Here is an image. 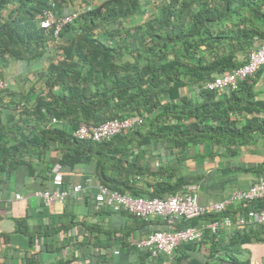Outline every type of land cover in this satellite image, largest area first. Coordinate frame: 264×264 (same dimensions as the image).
<instances>
[{
	"label": "trees",
	"instance_id": "1",
	"mask_svg": "<svg viewBox=\"0 0 264 264\" xmlns=\"http://www.w3.org/2000/svg\"><path fill=\"white\" fill-rule=\"evenodd\" d=\"M70 5L78 14L56 34L54 24L40 26L45 10L60 13ZM262 42L264 0H0V67L9 58L51 55L39 73L41 85L31 89L32 104L0 91V110L32 114L31 120L0 125V172L17 167L24 154L41 159L53 149L58 156L51 165L58 161L63 173L83 165L102 184L130 196L174 194L191 182L176 176L179 165L150 169L145 147L176 149L181 163L189 148L195 158H212L264 139L263 90L257 86L264 66L228 93L201 88L241 65ZM128 116L143 120L109 140L72 135L82 121L97 125ZM26 163L32 171V162ZM236 168L264 175V163ZM242 207L262 208L264 198ZM227 211L176 218L170 226L210 221ZM120 237L111 238L122 246ZM134 247L141 259L152 258Z\"/></svg>",
	"mask_w": 264,
	"mask_h": 264
},
{
	"label": "crops",
	"instance_id": "2",
	"mask_svg": "<svg viewBox=\"0 0 264 264\" xmlns=\"http://www.w3.org/2000/svg\"><path fill=\"white\" fill-rule=\"evenodd\" d=\"M73 8L75 5H70L65 10ZM50 56L48 51L28 61L9 58L2 64L0 77L6 82L8 93L14 92V100L21 99L19 102L23 103L29 99L32 104L36 94L32 95L31 89L41 85L39 73L48 65ZM257 86L263 90L259 97L264 98V68ZM5 98L8 101L10 95L6 94ZM29 116L16 109H1L0 125L25 122L32 119V114ZM145 148L144 161L150 169L159 166L156 161L166 166L179 165L176 176L196 183L201 204L222 200L233 189L254 182L257 175L236 166L264 163V139L254 147L247 146L248 150L241 147L236 152L225 151L212 158H195L193 148H189L181 163H177L176 149ZM57 156L53 149L42 154L41 159L24 154L17 167L0 172V264H175L181 255L179 264H189V258L204 264L217 260L222 264H239L231 257L236 252L245 253L244 262L248 264H264V226L220 229L217 234L205 230L198 242L188 243L190 246L185 249L180 244L171 256L160 254L148 262L141 259L135 242L153 231L166 229L165 221L157 217L140 219L122 209L96 208L93 203L96 177L83 165L64 171L63 180L65 184H75L91 177L93 180L86 190L45 206L34 192L52 189L48 168ZM26 162H32V171ZM15 194L21 197L15 199ZM242 208L240 203L230 204L224 215L235 216ZM207 218L196 220L194 225L207 222ZM116 233L123 240L122 246L119 240L111 238Z\"/></svg>",
	"mask_w": 264,
	"mask_h": 264
},
{
	"label": "built area",
	"instance_id": "3",
	"mask_svg": "<svg viewBox=\"0 0 264 264\" xmlns=\"http://www.w3.org/2000/svg\"><path fill=\"white\" fill-rule=\"evenodd\" d=\"M53 5L54 3L51 2V6ZM77 14L78 12L75 9L72 11L62 10L57 13L48 8L44 11L40 26L47 28L54 24V34H56L62 24L72 20ZM262 66H264V42L255 49L250 50L246 60L241 65L230 72L205 81L201 88L217 93H228L236 90L240 82L247 76L257 72ZM5 87L6 82L0 77V91ZM142 120L141 116H128L125 118H112L97 125L82 121L72 130V135L79 140L100 142L109 140L123 130L135 127ZM52 121L56 122V119L52 118ZM155 164L160 165V162L156 161ZM48 174L52 189L34 192L45 206L56 201L61 202L70 194L86 190V187L93 180L91 177H85L82 183L65 184L63 180L64 173L58 161L50 166ZM94 187L96 192L93 196V203L96 208L122 209L140 219L159 217L165 221L168 225L166 229L153 231L134 244L137 248L146 249L152 258L160 254L171 256L178 245L200 240L205 230L211 234H217L220 229L230 230L264 226V207L258 209L249 207L245 211L237 212L235 216L223 215L199 226L188 225L177 229H172L170 226L176 218L187 220L193 217H201L207 213L223 212L233 203L248 205L264 198V175L255 176L254 182L249 186L235 188L224 199L208 204L199 203L197 185L193 183L182 185L180 190L165 198L130 196L109 188L97 179ZM14 197L19 199L21 196L15 194Z\"/></svg>",
	"mask_w": 264,
	"mask_h": 264
},
{
	"label": "rangeland",
	"instance_id": "4",
	"mask_svg": "<svg viewBox=\"0 0 264 264\" xmlns=\"http://www.w3.org/2000/svg\"><path fill=\"white\" fill-rule=\"evenodd\" d=\"M231 257H234L239 264H248L247 262H244L245 260V253H240V252H236V253H233V255H231ZM224 260L227 261L226 258H224ZM250 263H252V261H250ZM210 264H222V262H220L219 260L215 261L214 263L213 262H210Z\"/></svg>",
	"mask_w": 264,
	"mask_h": 264
}]
</instances>
